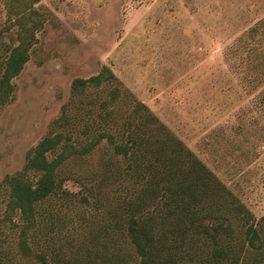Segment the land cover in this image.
I'll return each mask as SVG.
<instances>
[{
	"label": "rangeland",
	"instance_id": "obj_1",
	"mask_svg": "<svg viewBox=\"0 0 264 264\" xmlns=\"http://www.w3.org/2000/svg\"><path fill=\"white\" fill-rule=\"evenodd\" d=\"M22 8L28 9L22 17L38 26L28 61L0 105L1 222L5 176L22 169L28 151L52 128L74 140L83 138L88 114L82 108L87 106L79 108L71 83L105 65L118 83L88 90L89 98H109L118 84V120L135 100L143 102L256 220L264 215V109L257 110L254 100L264 85L252 89L243 79L257 63L246 60V41L249 29L264 19V0H0V66L18 44L17 12ZM63 106L73 124L57 128L53 121ZM114 159L123 164L102 141L63 167L69 178L63 186L71 193L65 201L50 199L47 208L57 223L43 224L50 231L49 244L62 258L70 260L86 245L103 242L104 207L92 196L90 203L80 197L85 184L111 196ZM236 233L241 234L237 227ZM13 234L2 246L3 264H41L18 250Z\"/></svg>",
	"mask_w": 264,
	"mask_h": 264
},
{
	"label": "trees",
	"instance_id": "obj_2",
	"mask_svg": "<svg viewBox=\"0 0 264 264\" xmlns=\"http://www.w3.org/2000/svg\"><path fill=\"white\" fill-rule=\"evenodd\" d=\"M26 11L17 12L18 44L0 66V105L12 90L11 80L28 61L35 37L38 23L29 16L24 19ZM247 35L246 60L257 63L243 79L254 89L264 85V19ZM115 81L117 77L106 65L87 78H75L72 97L79 108L81 103L87 106L82 108L88 114L82 123L83 138L74 140L69 133L52 128L28 151L22 169L5 176L8 189L0 221V264L6 256L2 246L14 231L18 250L41 264H264V215L256 220L143 102L135 100L118 120L114 105L121 94L118 84H113L109 98L93 100L86 95ZM254 100L257 110L264 109V88ZM70 123L63 106L53 125L66 128ZM102 141L123 160V164L112 161V194L102 196L85 184L86 193L80 199L90 203L87 198L92 196L104 207L103 242H89L92 247L86 245L85 251L64 259L49 244L50 231H44V223H57L47 204L53 197L65 201L71 193L63 186L69 179L62 174L67 161L92 153ZM41 237L45 246L38 244Z\"/></svg>",
	"mask_w": 264,
	"mask_h": 264
}]
</instances>
